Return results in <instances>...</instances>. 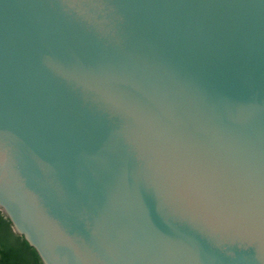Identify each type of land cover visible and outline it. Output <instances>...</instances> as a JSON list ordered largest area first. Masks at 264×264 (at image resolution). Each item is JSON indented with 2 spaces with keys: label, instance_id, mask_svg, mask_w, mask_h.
Listing matches in <instances>:
<instances>
[{
  "label": "water",
  "instance_id": "1",
  "mask_svg": "<svg viewBox=\"0 0 264 264\" xmlns=\"http://www.w3.org/2000/svg\"><path fill=\"white\" fill-rule=\"evenodd\" d=\"M0 210L43 264H264V0H0Z\"/></svg>",
  "mask_w": 264,
  "mask_h": 264
},
{
  "label": "trees",
  "instance_id": "2",
  "mask_svg": "<svg viewBox=\"0 0 264 264\" xmlns=\"http://www.w3.org/2000/svg\"><path fill=\"white\" fill-rule=\"evenodd\" d=\"M0 264H43L36 249L0 210Z\"/></svg>",
  "mask_w": 264,
  "mask_h": 264
}]
</instances>
